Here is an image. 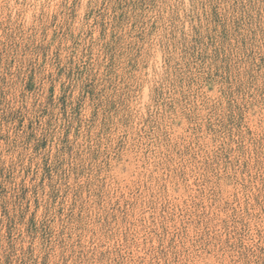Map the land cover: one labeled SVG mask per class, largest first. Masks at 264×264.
<instances>
[{"label": "rangeland", "instance_id": "1", "mask_svg": "<svg viewBox=\"0 0 264 264\" xmlns=\"http://www.w3.org/2000/svg\"><path fill=\"white\" fill-rule=\"evenodd\" d=\"M0 264H264V0H0Z\"/></svg>", "mask_w": 264, "mask_h": 264}]
</instances>
